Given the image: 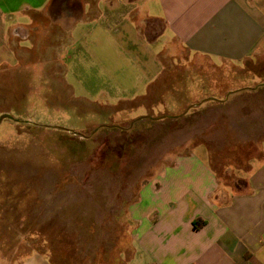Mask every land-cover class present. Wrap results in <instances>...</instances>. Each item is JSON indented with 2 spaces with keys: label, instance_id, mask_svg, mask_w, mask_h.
I'll list each match as a JSON object with an SVG mask.
<instances>
[{
  "label": "rangeland",
  "instance_id": "rangeland-1",
  "mask_svg": "<svg viewBox=\"0 0 264 264\" xmlns=\"http://www.w3.org/2000/svg\"><path fill=\"white\" fill-rule=\"evenodd\" d=\"M145 12L107 30L94 15L69 16L72 31L47 18L18 28L17 60L0 68V264L35 251L128 264L133 207L165 168L204 161L201 149L230 184L261 152L264 134L245 133L264 125V57L227 64L150 45Z\"/></svg>",
  "mask_w": 264,
  "mask_h": 264
},
{
  "label": "crops",
  "instance_id": "crops-1",
  "mask_svg": "<svg viewBox=\"0 0 264 264\" xmlns=\"http://www.w3.org/2000/svg\"><path fill=\"white\" fill-rule=\"evenodd\" d=\"M74 1H81V7L69 11L66 0H0V68L17 60L19 27L41 29V18H47L48 28L71 23L72 31L78 27L76 21L68 22L69 16L94 15L107 30V22L132 21L128 16L137 11H146L150 19L147 34L155 32L145 41L150 45L172 41L187 54L227 64L264 57V0ZM68 44L74 47L72 40ZM248 122L247 138L264 134L263 124ZM261 137V152L241 170L239 179L230 174L235 183L221 184L201 149L204 164L186 155L174 168H165L158 190H143L145 195L133 207L128 264H264ZM18 264L53 263L35 251Z\"/></svg>",
  "mask_w": 264,
  "mask_h": 264
},
{
  "label": "water",
  "instance_id": "water-1",
  "mask_svg": "<svg viewBox=\"0 0 264 264\" xmlns=\"http://www.w3.org/2000/svg\"><path fill=\"white\" fill-rule=\"evenodd\" d=\"M6 116H7L6 114L2 115V116L0 117V121H1L3 118H5Z\"/></svg>",
  "mask_w": 264,
  "mask_h": 264
}]
</instances>
